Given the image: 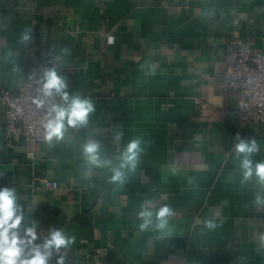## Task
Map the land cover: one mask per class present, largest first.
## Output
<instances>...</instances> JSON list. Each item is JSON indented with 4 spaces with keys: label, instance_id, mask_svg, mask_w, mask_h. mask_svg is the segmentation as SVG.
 I'll use <instances>...</instances> for the list:
<instances>
[{
    "label": "crops",
    "instance_id": "crops-1",
    "mask_svg": "<svg viewBox=\"0 0 264 264\" xmlns=\"http://www.w3.org/2000/svg\"><path fill=\"white\" fill-rule=\"evenodd\" d=\"M239 41L264 50V0H0V91L55 66L96 105L87 128L30 145L9 143L0 97V187L16 189L21 234L35 219L36 243L53 227L74 236L65 264H264L261 189L241 185L235 155L239 133L264 160V123L222 111L237 106L226 69ZM133 137L146 150L123 185L86 166L85 140L115 163ZM149 202L175 211L163 233L139 228Z\"/></svg>",
    "mask_w": 264,
    "mask_h": 264
},
{
    "label": "clouds",
    "instance_id": "clouds-1",
    "mask_svg": "<svg viewBox=\"0 0 264 264\" xmlns=\"http://www.w3.org/2000/svg\"><path fill=\"white\" fill-rule=\"evenodd\" d=\"M24 43L33 39L32 29H25L20 37ZM67 55L69 49H63ZM13 71H20L19 67ZM69 82L66 76L58 74L55 66L44 70L37 81L36 104L44 108L45 115L42 120L44 141L48 145L61 143L65 140L70 130L87 128L90 118L96 111L94 101L79 93L69 92ZM123 132L117 133V138H122ZM238 143L235 144V155L239 159L243 186L253 177L261 191L255 194L254 203L264 206V160L254 161V154L260 151V144L256 138H242L236 134ZM144 141L140 137L129 139L127 144L116 157V162L107 158L103 144L94 139H88L81 145L82 157L91 168H107L110 175V183L123 185L128 176L134 173L145 153ZM87 176V173H86ZM175 215L174 209L165 204L154 208L149 202L142 205L137 217L142 221L141 231L154 227L163 233L169 228V218ZM25 221L23 206L18 203V194L15 188L0 187V264H49L55 256V264H65V257L75 243V237L66 233L63 229L50 228L47 236L41 243L37 233L38 222L33 219L30 226L23 227ZM205 227L215 229L214 220H207Z\"/></svg>",
    "mask_w": 264,
    "mask_h": 264
},
{
    "label": "built area",
    "instance_id": "built-area-1",
    "mask_svg": "<svg viewBox=\"0 0 264 264\" xmlns=\"http://www.w3.org/2000/svg\"><path fill=\"white\" fill-rule=\"evenodd\" d=\"M226 76L237 99L235 109L223 107L228 115L264 123V50L248 41H239L231 51ZM35 71H29L17 89L2 88L0 97L6 105V136L9 143L21 136L30 145L44 141V108L36 104ZM205 108V106H203ZM54 186L57 182L49 181Z\"/></svg>",
    "mask_w": 264,
    "mask_h": 264
}]
</instances>
